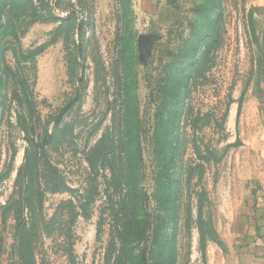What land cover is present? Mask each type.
Masks as SVG:
<instances>
[{"label":"rangeland","instance_id":"1","mask_svg":"<svg viewBox=\"0 0 264 264\" xmlns=\"http://www.w3.org/2000/svg\"><path fill=\"white\" fill-rule=\"evenodd\" d=\"M201 8L218 12L211 68L194 79L192 67L178 68L189 85L157 119L167 53L160 44L171 40L177 52L194 27L202 31ZM125 30L138 55L139 178L153 223L146 264L262 263L264 0H0V264H127L109 248L113 204L125 196L118 127ZM46 134L55 136L47 157L66 188L52 193L40 179L45 201L21 259L15 236L27 212L19 218L10 203L25 186L31 139L43 143ZM102 138L105 162L93 157ZM40 171L49 174L45 161ZM83 197L95 203L71 226L72 239L60 216L55 230L44 228L43 218Z\"/></svg>","mask_w":264,"mask_h":264},{"label":"trees","instance_id":"2","mask_svg":"<svg viewBox=\"0 0 264 264\" xmlns=\"http://www.w3.org/2000/svg\"><path fill=\"white\" fill-rule=\"evenodd\" d=\"M126 5V4H125ZM200 11V12H199ZM198 11L200 16L205 17L202 31L195 29L187 37L179 41L175 49L170 48L171 40L166 44H160L167 49L166 55L161 58L166 63L162 71V79L160 80L158 97L160 98L161 112L157 113V119L164 116L168 110L175 107L173 101L178 98L180 92L187 88L188 83L182 82V72H175L178 68L190 69L191 75L194 79L200 76L204 70L211 68L214 60V53L217 50V36L215 32V24L213 18L218 14L217 11L211 10L207 13L201 8ZM203 16V17H204ZM121 55L123 59L122 68L123 73L120 77L121 81V96L123 98L121 106L120 121L118 127L123 135L120 139L123 149V168L120 177L122 176L123 191L125 196L121 198L119 203L113 204V207L118 206V210L113 211L110 216L112 221V233L109 241V248L117 252L116 260L126 262L127 264H146L147 263V244L152 234V214L148 208V194L140 186V176L142 177V167L144 162L143 148L141 138L143 136V122L140 117L139 101L137 96V73L136 67L138 65V55L134 46V37L130 31L125 30L124 35L120 36ZM205 43L204 51L199 55V48L201 44ZM159 45L154 48L155 52ZM175 52L171 55V52ZM157 55H154L156 59ZM198 57V58H197ZM197 58V59H196ZM66 107L61 115L56 120V126L59 128L62 123V118L69 110ZM54 135L46 134L43 143H38L34 138L31 139V147L33 152L29 151L26 157L23 176L25 180L23 190L19 198L12 199L10 205L16 208L19 218L26 215L23 223L18 229L15 236V245L21 255L25 253V249L29 250L33 244V231L37 225L39 209H43L45 197H42V192L37 191L40 179L47 180L49 188L52 193H57L64 188L65 178L60 174L57 168H54L52 163L48 160V150L46 146H50ZM109 140L102 138L98 147L94 150L93 157L96 160L108 159L109 155L104 154V148L107 146ZM100 157H102L100 159ZM98 160V161H99ZM42 161L46 162V167L49 174L41 176L39 171ZM112 178H117L116 172L112 169ZM22 175V174H21ZM76 200H70L60 205L58 213L51 219L43 218L42 223L46 230H55L57 226L58 216H60V225L66 227V236L72 239L71 226L80 218H87V210L95 203L93 197H83L80 200V205H76ZM41 214V213H40ZM27 218V220H26ZM19 220V219H17ZM155 241V240H154ZM24 251V252H23Z\"/></svg>","mask_w":264,"mask_h":264},{"label":"crops","instance_id":"3","mask_svg":"<svg viewBox=\"0 0 264 264\" xmlns=\"http://www.w3.org/2000/svg\"><path fill=\"white\" fill-rule=\"evenodd\" d=\"M257 264H264V261H262V263H260V260H259V262H257Z\"/></svg>","mask_w":264,"mask_h":264}]
</instances>
